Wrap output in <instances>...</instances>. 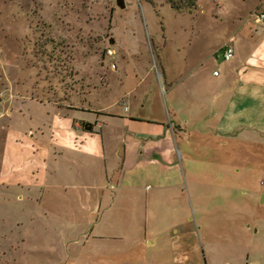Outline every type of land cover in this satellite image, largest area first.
Wrapping results in <instances>:
<instances>
[{"label":"rangeland","instance_id":"374dc122","mask_svg":"<svg viewBox=\"0 0 264 264\" xmlns=\"http://www.w3.org/2000/svg\"><path fill=\"white\" fill-rule=\"evenodd\" d=\"M123 4L0 0V264H264V70L229 74L264 36V5ZM69 92L81 123L115 101L173 152L129 144L123 163L120 140L107 180L104 155L74 162L48 130V101Z\"/></svg>","mask_w":264,"mask_h":264},{"label":"crops","instance_id":"0c3cea01","mask_svg":"<svg viewBox=\"0 0 264 264\" xmlns=\"http://www.w3.org/2000/svg\"><path fill=\"white\" fill-rule=\"evenodd\" d=\"M260 3L261 6H263L264 0H260ZM233 41L234 45L237 39H233ZM256 41H258V44L254 46V50L252 51V53L248 54V56L241 62L238 67L230 69L229 74L234 73V71L240 74L241 69H243L245 65H247L249 68H252L253 70H264V36L260 37V39ZM221 46L218 47V50ZM256 54H258L259 57H256ZM217 69L218 74H213L214 77H219L220 75L221 68L218 67ZM226 76L227 75H225L224 77ZM252 83L254 84L255 82L252 81ZM71 92L65 94V96L62 98L50 99L48 101V103L50 105H54L53 108H55L49 109V112L52 113V119L50 124L48 125V130L52 134V137H54L55 139L54 144L56 146V149L59 150L61 154H66L72 159L75 157L74 162L90 164L91 161H95L96 157L104 155L107 165L105 179L107 180V174L109 177L108 166L109 163H112L110 161V157H112L113 154L117 156L120 146V140L124 141L122 151L124 157L123 163H125V159L129 150V144L147 146L148 150L160 152L162 157H166L173 152L172 141L169 134H166L163 130H157L156 132H154L150 129H144L142 125V123L144 122L143 116L139 113L126 114L128 117H131V119L128 118L129 122L126 118L118 116V114L122 113L118 112L117 110L111 109L112 107H114L115 101H112L104 106H101L100 108L95 109L96 111H99V113H102L103 116L100 115V117H88L87 120L89 121L81 123L80 119L84 117L80 114V112L82 113L83 111H89L90 108L86 105H81L79 103V99H74L72 95L73 93ZM90 121L95 122L91 123ZM78 123L82 124V126H78ZM85 123H88L86 127L90 128H86ZM98 123H100V125ZM97 127L100 129L99 132H96L94 130L97 129ZM141 127L143 128V133L151 134V136L154 138L139 140L138 136ZM68 162L70 163L72 162V160H69ZM76 171H78L79 173L78 169H76ZM121 173V169L119 170L117 167L114 173L116 177L112 178L115 181H124L126 173L123 175V178ZM132 175L134 177L136 175V172H134L133 174L131 173V176Z\"/></svg>","mask_w":264,"mask_h":264},{"label":"built area","instance_id":"2783aa9c","mask_svg":"<svg viewBox=\"0 0 264 264\" xmlns=\"http://www.w3.org/2000/svg\"><path fill=\"white\" fill-rule=\"evenodd\" d=\"M264 20V13L263 12H259L255 15V21H262ZM233 37L228 38L223 44L222 46L219 48V51H221L220 53H217V56H222V58L229 60L233 57L234 55V46H233ZM107 54H113V50L112 49H108L107 50ZM213 74H218V69L213 70ZM100 125V123H98ZM78 126H82V124H77Z\"/></svg>","mask_w":264,"mask_h":264},{"label":"trees","instance_id":"16d2710c","mask_svg":"<svg viewBox=\"0 0 264 264\" xmlns=\"http://www.w3.org/2000/svg\"><path fill=\"white\" fill-rule=\"evenodd\" d=\"M173 7L192 9L196 7V0H167Z\"/></svg>","mask_w":264,"mask_h":264},{"label":"water","instance_id":"95a60500","mask_svg":"<svg viewBox=\"0 0 264 264\" xmlns=\"http://www.w3.org/2000/svg\"><path fill=\"white\" fill-rule=\"evenodd\" d=\"M116 4L118 5V7H122L124 4H123V0H116ZM88 123H85V127ZM86 128H90V127H86Z\"/></svg>","mask_w":264,"mask_h":264}]
</instances>
